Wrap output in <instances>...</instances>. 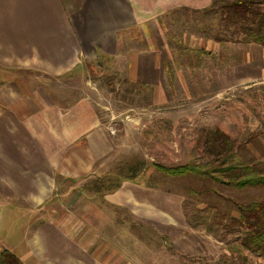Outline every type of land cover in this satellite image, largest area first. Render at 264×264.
I'll use <instances>...</instances> for the list:
<instances>
[{
	"label": "crops",
	"instance_id": "crops-1",
	"mask_svg": "<svg viewBox=\"0 0 264 264\" xmlns=\"http://www.w3.org/2000/svg\"><path fill=\"white\" fill-rule=\"evenodd\" d=\"M210 4L211 0H0V252L10 251L21 264H140L127 261L121 249L115 250L118 254L107 251L106 206L126 204L114 195L128 187L140 195L146 190L151 198L146 206L152 207V195L134 181H123L118 190L103 196L84 192L88 182L112 175L105 164L116 144L105 131L92 93L85 90L79 97L64 82L71 85L82 77L87 63L122 60L129 64L133 83L149 82L159 98V87L164 94V74L155 47L151 45L148 55H126L124 32L137 30L144 7L155 11L159 22L170 11H202ZM242 51L243 61L230 63L228 79L236 82L233 86L257 79L261 83L263 57L257 66ZM63 191L67 198L59 196ZM57 196L58 204L73 212L53 210L55 218L35 224L31 209L51 205ZM97 199L102 205L94 202Z\"/></svg>",
	"mask_w": 264,
	"mask_h": 264
},
{
	"label": "rangeland",
	"instance_id": "rangeland-1",
	"mask_svg": "<svg viewBox=\"0 0 264 264\" xmlns=\"http://www.w3.org/2000/svg\"><path fill=\"white\" fill-rule=\"evenodd\" d=\"M144 8L139 23L144 28L138 25L137 30L124 32V50L126 55H148L151 45L155 47L158 68L164 74L160 81L163 95L159 87L158 98L149 82L134 84L128 75L129 64L116 59L107 64L87 63L82 77L71 85L64 82L79 97L85 90L92 93L105 131L116 144L106 159V172L114 175L119 166L132 162H143L148 168L135 182L147 187L152 207L146 206L151 200L146 190L142 196L128 187L114 195L126 204L106 206L107 251L118 254L115 250L121 249L127 261L140 264H264V254L245 252L242 257L230 250L240 243L231 221L238 216L236 205L264 201V189L219 188L199 179L167 177L152 167L153 163L178 166L202 160L201 151L195 149L197 134L213 128L235 139L246 159L260 162L264 158V79L239 86L228 79L230 63L243 61L242 50L252 63L262 57L264 61V45H220L208 39L204 27L216 23L213 14L198 15L180 8L161 15L157 22L155 11ZM148 176L152 180L145 185ZM68 189L65 184V193ZM59 196H65L64 191ZM54 199L51 205L31 209L35 224L55 218L53 210L73 212L58 204V196ZM100 201L94 200L102 205Z\"/></svg>",
	"mask_w": 264,
	"mask_h": 264
},
{
	"label": "trees",
	"instance_id": "trees-1",
	"mask_svg": "<svg viewBox=\"0 0 264 264\" xmlns=\"http://www.w3.org/2000/svg\"><path fill=\"white\" fill-rule=\"evenodd\" d=\"M264 0H211L207 9L190 11L203 15L213 14L215 24L205 25L207 38L226 43H254L264 45ZM187 10V9H184ZM189 11V10H188ZM106 64L109 59H100ZM98 64H101L98 62ZM242 147L220 128L206 129L197 134L195 149L202 153V160L178 166L153 163L157 172L175 179L193 178L208 181L216 187L238 191L264 189V158L260 162L242 156ZM206 159V161H203ZM148 168L143 162L119 166L114 175H106L85 184L84 192L103 196L118 190L123 181H138ZM153 176V175H152ZM148 176L144 183L152 180ZM86 190V191H85ZM238 216L232 224L239 232L240 243L230 250L244 257L245 252L264 254V201L236 205ZM0 264H21L19 258L8 250L0 252Z\"/></svg>",
	"mask_w": 264,
	"mask_h": 264
},
{
	"label": "built area",
	"instance_id": "built-area-1",
	"mask_svg": "<svg viewBox=\"0 0 264 264\" xmlns=\"http://www.w3.org/2000/svg\"><path fill=\"white\" fill-rule=\"evenodd\" d=\"M110 129H111L112 133L115 131L113 126H110Z\"/></svg>",
	"mask_w": 264,
	"mask_h": 264
}]
</instances>
